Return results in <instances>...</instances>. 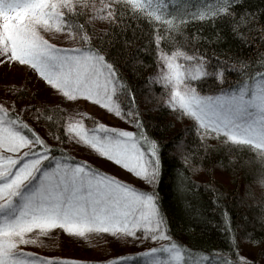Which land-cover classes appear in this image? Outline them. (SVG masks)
<instances>
[{
	"label": "snow or ice",
	"instance_id": "6c2138e0",
	"mask_svg": "<svg viewBox=\"0 0 264 264\" xmlns=\"http://www.w3.org/2000/svg\"><path fill=\"white\" fill-rule=\"evenodd\" d=\"M4 3L5 0H0V5ZM129 3L136 10L153 7L157 29L166 25L170 30H179L182 25L196 20L197 16L198 22L207 25L209 20H216L219 26L221 23L218 22L227 18L228 32L235 36L236 31L230 30V21L243 16L248 20L246 28L257 31V25L259 26L260 48L264 49V11H260L258 19L255 15L249 19V13L245 12L247 6L244 0H210L202 3L193 12L180 9L175 16L166 20L160 14L161 8L165 10L163 0H148L147 4L144 0H129ZM10 24L11 20L6 22V30ZM238 31H243V28ZM207 34L209 37L216 36L210 46L220 44L227 38L224 28L219 34L210 28ZM153 36L156 51L159 53L157 60H163L167 69L163 71V78L157 79L170 92L167 98L161 97L157 107L161 111L168 108L173 116L180 119H191L193 125L186 128L191 133L194 126L196 141L206 150L211 147L207 144V138L213 134L223 141V150L226 151L246 143L248 137H251L261 149L257 155L259 162L264 165V71L242 76L237 85H232L228 76L237 65L239 71L243 72L246 56L229 54L225 57L223 53L213 51L212 56L216 59L210 62L211 57L206 52L197 54L198 49L194 47L190 51L177 48L168 55L159 48L162 41L158 33L151 32L149 50H152ZM11 44L14 42H0V60H3L4 65L8 64L4 56L8 55ZM12 50L14 57L20 54L15 47ZM185 56L199 62L186 69L185 65L180 63ZM104 59L107 60V56ZM17 62L14 58L13 63ZM191 67L196 68L195 76L191 73ZM258 67L264 68V65ZM208 69L212 71L209 72ZM112 70H115L114 64ZM115 71L117 79L126 80L120 76L118 70ZM143 79L147 82L149 77ZM80 83L81 86L87 84L92 87L87 78ZM202 83L208 84V88H203ZM48 86L52 87L50 83ZM124 90L126 98L129 99L127 105L118 103L115 95L103 103L88 96H77L75 99H84L88 103L96 104L121 121V124L115 125L106 121L100 122L88 131L101 148L113 152L112 157L103 155L105 160H110L125 171H130L138 179L146 181L147 185L151 186L149 189L139 188L133 183L122 181L115 175L97 171L95 168L79 176L70 175L67 170L62 172L63 160H71V157H65L61 148L48 144L47 137L52 134V127L49 124L48 130H43L37 105L25 101L20 104L22 106H18L16 99L11 103L7 99L0 100V127L3 129L0 148L12 153L0 155V264H81L80 259L41 256L21 247L39 243L42 233L56 228L69 236L79 237L84 236L85 229L102 230L104 234H110L114 238L115 246H119L120 240L132 246L128 252L105 259L104 264H179L181 248L169 235L165 214L159 207L156 191L167 159H175L172 151L174 145L171 138L169 143H163L156 139L154 134H146L148 125L139 112V102L135 99V90L130 82ZM96 91H102L99 84L96 85ZM132 104H135L134 108L131 107ZM252 106H258L261 114L255 120H243L242 117L251 115L248 108ZM125 108L131 110L125 111ZM28 113L35 115L33 123L26 122ZM133 114L135 117L129 119ZM125 124L133 127L123 126ZM62 131L63 126L61 130L56 131L58 135L55 136L61 142L67 138L61 134ZM29 146L30 150L25 151ZM184 163L188 164L189 161L185 159ZM84 168H87V165H84ZM259 174L264 177V167L260 169ZM37 177L39 181L35 187L22 195L21 190L25 183ZM17 197L20 198V205L13 207ZM215 199L217 207L225 203L220 194H215ZM221 216L226 234L233 235L229 245V254L233 259L227 264H264V235L256 233L255 230L249 235L246 226L233 225L231 210L222 211ZM260 224L264 229V217L260 219ZM242 239H247L248 244L242 245ZM161 240L165 241L162 246ZM137 243L142 250L136 249ZM253 244L259 251V261L256 255L248 250L249 245ZM232 247L236 248L235 252L231 251ZM138 257L143 260H138Z\"/></svg>",
	"mask_w": 264,
	"mask_h": 264
},
{
	"label": "trees",
	"instance_id": "16d2710c",
	"mask_svg": "<svg viewBox=\"0 0 264 264\" xmlns=\"http://www.w3.org/2000/svg\"><path fill=\"white\" fill-rule=\"evenodd\" d=\"M144 2L147 4L148 0ZM203 2L204 0H163L165 10L161 8L160 14L166 20L175 16L180 9L193 12ZM244 2L249 19L253 15L258 19L260 11H264V0H244ZM108 5L109 16L103 28L96 27L88 11L69 8H65L59 16L61 26L71 33L76 47L102 58L110 69L114 64L115 70L126 79L120 81L116 77V71L112 70L117 81L115 98L118 103L128 104L129 99L126 98L124 89L130 82L135 90V99L139 102V112L148 125L146 134H154L155 138L163 143H169L171 138L175 159H167L156 191L159 207L165 214L169 235L181 248L182 264H190L189 260L198 255L217 256L224 261H231L233 256L229 254V245L232 243L233 235L225 232L222 211L231 210L233 225L246 226L249 235L253 230L264 235V229L260 224V219L264 217V182H262L264 177L259 174L264 165L259 162L257 155L261 149L242 143L226 151L223 150V141L213 134L207 138V144L211 147L206 150L197 143L194 126L191 133L186 128L193 125L191 119L173 116L168 108L161 111L157 104L162 96L167 98L170 92L152 77L158 67L159 53L156 51L154 36L152 50L148 48V41L151 32L158 33L162 41L159 45L161 51L171 54L177 48L190 51L194 47L198 49L197 54L206 52L211 57L210 62L216 59L212 56L213 51L223 53L225 57L229 54L244 55L246 58L243 72L239 71L237 65L228 76L229 83L237 85L242 76L264 71V68L258 67L264 65V49L260 48L259 26L257 25V31H251L245 27L248 20L241 16L237 20L230 21V30L236 31L234 36L226 27L227 18L219 21L218 23L221 24L217 26L216 20H209L205 25L198 22L197 16L196 20L182 25L179 30H170L166 25L157 29L153 7L136 10L131 7L129 0H110ZM210 28L215 29L216 34L224 28L227 38L220 44L210 46L216 39L215 35L208 36L207 32ZM241 28L243 31H238ZM250 32L251 36H249ZM105 56L107 60L104 59ZM191 60L195 63L199 62L196 59L191 58ZM208 71L212 70L208 69ZM144 77H149L147 82L144 81ZM201 86L207 89L209 85L202 83ZM225 87L227 88L228 85ZM10 95L12 100L17 101L29 97L21 88L12 91ZM35 104L42 117L40 123L43 130L47 131L49 124L52 127V134L47 138L48 144L61 148L65 157H71V160L64 159L65 161L69 163L76 161V157L67 149L68 113L57 104ZM131 107L134 108L135 104ZM129 110L131 109L125 108V111ZM134 117L135 114L129 119ZM35 119V115L31 113L25 117L26 122L29 123H33ZM62 126L61 134L67 136L63 142L55 138L58 135L56 131L61 130ZM185 159L189 161L188 164L184 163ZM215 194H220L222 201L225 202L220 207H217ZM241 244H248L247 239H242ZM231 251L235 252L236 248L232 247Z\"/></svg>",
	"mask_w": 264,
	"mask_h": 264
},
{
	"label": "rangeland",
	"instance_id": "374dc122",
	"mask_svg": "<svg viewBox=\"0 0 264 264\" xmlns=\"http://www.w3.org/2000/svg\"><path fill=\"white\" fill-rule=\"evenodd\" d=\"M109 1L11 0L9 2V0H5V3L0 5V42L12 41L14 44L9 45L8 55L4 56V59L8 60V64L4 65L3 60H0V100L7 99L11 103V92L21 88L29 97L26 100L17 101V105L25 101L37 104L52 103L65 109L68 113L66 122L67 149L76 157V161L69 163L63 160L62 172L67 170L70 175L79 176L95 168L97 171L115 175L122 181L133 183L139 188L149 189L150 186L146 181L138 179L130 171H125L110 160H105L102 156L107 154L112 157L113 152L101 148L93 139L91 132L88 131L94 129L100 122L106 121L115 125L121 124V121L97 107L96 104L88 103L84 99H75L77 96H88L92 100L106 102L109 97L115 95L117 81L112 69L102 58L76 47L71 33L62 28L59 16L65 8L85 10L88 11L96 27L103 28L105 20L109 16ZM207 2L210 0H204L203 3ZM211 2L214 1L211 0ZM9 20H11V24L6 30L4 26ZM13 47L20 52L16 57L13 55ZM14 58L18 61L15 64L13 63ZM180 63L185 65L186 69L197 64L188 56H185ZM34 64L36 67H33ZM157 66L152 77L161 83L157 77L162 79L163 71L167 69L164 67L163 60H159ZM195 72L196 68L191 67L193 76H195ZM85 78L91 82L92 87L87 84L81 86L80 82ZM49 83L52 87L48 86ZM97 84L102 87V91L99 93L96 91ZM35 93L36 95H33ZM249 95H251V91ZM248 113L251 115L242 117L243 120H255L261 114L258 106L249 107ZM123 126L133 127L127 124ZM2 138L3 129L0 127V139ZM246 143L258 147L251 137H248ZM85 144L89 146H82ZM30 147L25 148V151L30 150ZM92 148L96 150L93 151ZM4 154L12 153H8L5 148H0V155ZM84 165H87V168H84ZM38 181L37 177L31 182H26L21 194L30 192ZM19 205L20 198L17 197L13 207ZM113 239L110 234L106 235L102 230L85 229L84 236L79 237L78 235L69 236L56 228L42 233L39 243L21 245V247L25 251L41 256L80 259L81 264H104L105 259L131 250L132 246L124 240H120L119 246H115ZM164 243V240L160 241L161 246ZM149 245H151V241H149ZM136 249L142 250L138 243ZM248 250L256 255L257 261L260 260L259 251L255 246L249 245ZM138 258L143 260L142 257ZM182 262L181 251L179 264ZM227 262L229 261H224L217 256L206 255L194 256L189 260L190 264H227Z\"/></svg>",
	"mask_w": 264,
	"mask_h": 264
}]
</instances>
